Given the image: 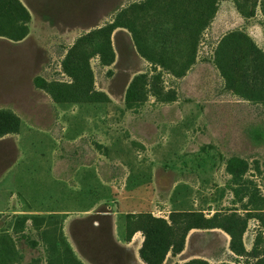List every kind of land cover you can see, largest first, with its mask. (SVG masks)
<instances>
[{
    "label": "rangeland",
    "instance_id": "374dc122",
    "mask_svg": "<svg viewBox=\"0 0 264 264\" xmlns=\"http://www.w3.org/2000/svg\"><path fill=\"white\" fill-rule=\"evenodd\" d=\"M5 114L0 264H264V0H0Z\"/></svg>",
    "mask_w": 264,
    "mask_h": 264
},
{
    "label": "crops",
    "instance_id": "0c3cea01",
    "mask_svg": "<svg viewBox=\"0 0 264 264\" xmlns=\"http://www.w3.org/2000/svg\"><path fill=\"white\" fill-rule=\"evenodd\" d=\"M139 235H140L139 231H136L135 233H133V236H132L133 239L136 238V240H135V244L133 246V256H132V260H131L130 264H144L136 255L137 247L141 242ZM127 247H129V246H127ZM185 253H186L185 248L182 251H180L178 254H175V255H171V254L167 253L164 261L161 264H174V263L180 264V263H183L184 261H186V259H191L190 257H194V256H189V255L184 257Z\"/></svg>",
    "mask_w": 264,
    "mask_h": 264
},
{
    "label": "trees",
    "instance_id": "16d2710c",
    "mask_svg": "<svg viewBox=\"0 0 264 264\" xmlns=\"http://www.w3.org/2000/svg\"><path fill=\"white\" fill-rule=\"evenodd\" d=\"M4 117H5V119H4ZM1 116L0 115V120H2L1 122H0V136H2V135H4V134H6V133H8L9 132V127L13 124V119H12V117L10 116V114H5V116ZM231 243V242H230ZM170 247H171V253H178V252H180L181 251V249H182V246L181 245H179V247L178 248H173V246H171L170 245ZM146 264H149V263H147L146 261H144ZM153 264H160V260L159 261H157V262H155V263H153Z\"/></svg>",
    "mask_w": 264,
    "mask_h": 264
}]
</instances>
